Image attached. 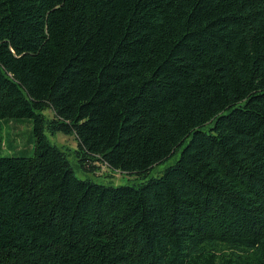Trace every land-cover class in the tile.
<instances>
[{"label":"trees","instance_id":"1","mask_svg":"<svg viewBox=\"0 0 264 264\" xmlns=\"http://www.w3.org/2000/svg\"><path fill=\"white\" fill-rule=\"evenodd\" d=\"M23 118L0 264H264V0H0V120ZM46 130L95 172L180 152L105 185Z\"/></svg>","mask_w":264,"mask_h":264},{"label":"rangeland","instance_id":"2","mask_svg":"<svg viewBox=\"0 0 264 264\" xmlns=\"http://www.w3.org/2000/svg\"><path fill=\"white\" fill-rule=\"evenodd\" d=\"M47 117L52 115L50 109L42 111ZM51 144H56L67 152L68 161L78 178H89L94 182L105 185H130L137 184L149 177L156 176L162 169L172 164L179 156L180 148L168 159L156 164L146 173L122 174L118 171H112L106 166L101 165L97 172L86 170L80 165L76 149L77 141L71 134L55 132L51 134L45 131ZM0 138L3 145L0 149L1 155H18L22 152L31 154L33 151V134L31 119H7L0 120Z\"/></svg>","mask_w":264,"mask_h":264}]
</instances>
